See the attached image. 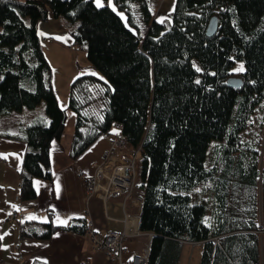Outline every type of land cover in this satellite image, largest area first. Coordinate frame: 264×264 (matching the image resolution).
I'll return each instance as SVG.
<instances>
[{
  "label": "trees",
  "instance_id": "obj_1",
  "mask_svg": "<svg viewBox=\"0 0 264 264\" xmlns=\"http://www.w3.org/2000/svg\"><path fill=\"white\" fill-rule=\"evenodd\" d=\"M107 1L97 7L93 0H0V117L44 102L50 118L7 134L27 143L21 197H35L34 177L51 179V144L65 132L67 111L38 30L40 22L62 17L102 75L82 72L71 83L67 107L77 120L70 157L115 124L141 148L140 229L153 234L147 264H178L184 241L202 242L199 264H261L264 159L260 224L257 152L240 145L264 103V0H175L162 20L151 0H113L116 10ZM213 16L218 27L209 35ZM237 60L244 71H231ZM231 76L240 84H230ZM214 141L225 143L208 165ZM30 226L23 235L35 234ZM41 226L43 236L61 227L52 220ZM68 227L84 233L87 221Z\"/></svg>",
  "mask_w": 264,
  "mask_h": 264
},
{
  "label": "crops",
  "instance_id": "obj_2",
  "mask_svg": "<svg viewBox=\"0 0 264 264\" xmlns=\"http://www.w3.org/2000/svg\"><path fill=\"white\" fill-rule=\"evenodd\" d=\"M174 3L175 0H151L158 19L167 18ZM60 106L62 107V104ZM62 108H66L67 120L62 138L54 140L51 144L52 177L51 179L33 178L36 195L32 199H23L20 193L21 170L27 143L7 134L18 133L31 122L42 120L49 123L50 118L42 104L33 109L24 108L20 112H12L0 117V153L8 154L0 156V245L8 246L0 247V264H117L116 260L109 258L104 251L95 247L89 235L90 230L99 234L109 230L123 232L124 261H130L135 253L150 248L153 234L140 229L144 198L140 176L141 148L129 144L124 148L129 153L139 149L136 184L130 198L103 199L97 194L90 193L85 179L78 171L81 169L86 175L93 174L94 163L102 162L108 154L110 141L105 135L100 136L81 155L71 158L69 149L77 115L67 105ZM114 127L113 129L118 131L112 132H122L119 124H115ZM36 181H39V184ZM57 182L60 185L59 195L56 192ZM16 197L19 199L17 200ZM213 211L214 204L211 206L212 217ZM72 213H80V215L71 216L66 225L56 223L58 217L66 219ZM36 217H46V219ZM79 218H85L87 221L84 233L68 227ZM50 220L61 227L48 236L41 235L45 230L41 226L42 222L47 223ZM28 224L34 227L32 229L35 234H22V228ZM195 244L202 245V242H183L178 264H183L185 248L188 245L193 247Z\"/></svg>",
  "mask_w": 264,
  "mask_h": 264
},
{
  "label": "rangeland",
  "instance_id": "obj_3",
  "mask_svg": "<svg viewBox=\"0 0 264 264\" xmlns=\"http://www.w3.org/2000/svg\"><path fill=\"white\" fill-rule=\"evenodd\" d=\"M64 21L65 19L62 17L57 19L50 17L47 21L40 22L38 24V30L39 33H48V35L40 34V36L42 38V47L45 56L51 67V81L56 91L59 104L68 105L71 83L74 78H76L82 72L93 73L95 75L98 73L97 76L102 75L89 60L86 47H80L78 44L74 43L73 35L71 33V28H73V26L70 23L69 25L63 24ZM59 37H65V39H60ZM238 61L243 60H237L234 68L239 67L237 63ZM243 69H245L244 61ZM41 104L45 108L44 102ZM241 142V149L245 150L246 152L248 151V154L250 153V149L257 152V171L259 174L257 176L258 220L260 224H263V178L261 172L264 159V103L252 115L250 121L248 122L247 128L241 132ZM224 143L216 141L212 143L208 154V165H214L217 159H219L220 154L218 150L221 146H223ZM259 238L261 264H264V230L259 231ZM201 253V244H195L193 247L188 245L185 248L183 264H199Z\"/></svg>",
  "mask_w": 264,
  "mask_h": 264
},
{
  "label": "built area",
  "instance_id": "obj_4",
  "mask_svg": "<svg viewBox=\"0 0 264 264\" xmlns=\"http://www.w3.org/2000/svg\"><path fill=\"white\" fill-rule=\"evenodd\" d=\"M51 39V38H50ZM105 137L110 141V149L105 159L94 163V173L86 175L79 169V175L85 179L88 191L97 194L103 199L112 197L130 198L136 184L137 161L139 149L126 152L127 138L123 132H109ZM140 148V147H139ZM17 200L19 197H16ZM89 235L98 250L117 261V264H147L150 248H145L140 253H135L130 261H124L122 254L123 232L109 230L104 233L89 231Z\"/></svg>",
  "mask_w": 264,
  "mask_h": 264
},
{
  "label": "snow or ice",
  "instance_id": "obj_5",
  "mask_svg": "<svg viewBox=\"0 0 264 264\" xmlns=\"http://www.w3.org/2000/svg\"><path fill=\"white\" fill-rule=\"evenodd\" d=\"M93 2L96 4L97 7H102L103 6V0H93ZM108 5L111 6L113 8V10H116V6L115 4L112 3V0H108ZM121 17L124 16V13L123 12H119L118 13ZM161 20L163 19L162 17L160 18ZM3 29H0V32H2ZM132 31H135V29H132ZM41 35H48V33H43L41 32L40 33ZM60 39H65V37H59ZM239 67L238 68H234V69H231V71H243V61H238L237 62ZM193 66L195 67V63L193 64ZM198 71H202V69H197ZM98 75V73H97ZM2 78V77H0ZM103 78V77H102ZM197 83H199V80H197ZM64 105H62L63 107ZM112 131H118L117 129H112ZM8 154L7 153H0V156H7ZM13 155H18V154H15L13 153ZM37 184H39V181H36ZM59 191H60V185L59 183L57 182L56 184V192H57V195H59ZM196 191H199V189H196ZM14 207H19L18 205H14ZM54 207V206H52ZM77 215H80V213H72L69 217H67L66 219H60L59 217L57 218L56 220V223L58 224H64L66 225L67 224V220L68 219H71V216H77ZM37 219H46V217H36ZM206 222H207V218H206ZM55 235H59V233H54ZM0 247H8L7 245H0Z\"/></svg>",
  "mask_w": 264,
  "mask_h": 264
},
{
  "label": "water",
  "instance_id": "obj_6",
  "mask_svg": "<svg viewBox=\"0 0 264 264\" xmlns=\"http://www.w3.org/2000/svg\"><path fill=\"white\" fill-rule=\"evenodd\" d=\"M217 27H218V19L216 16H213L208 23L207 26V33L209 35H213L216 31H217ZM228 82L232 85H239L241 82V79L239 77L236 76H231L228 79Z\"/></svg>",
  "mask_w": 264,
  "mask_h": 264
}]
</instances>
